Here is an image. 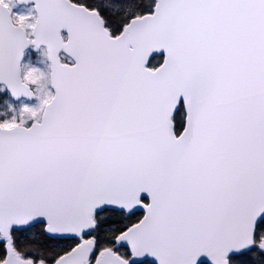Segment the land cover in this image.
<instances>
[{
    "label": "snow or ice",
    "instance_id": "obj_1",
    "mask_svg": "<svg viewBox=\"0 0 264 264\" xmlns=\"http://www.w3.org/2000/svg\"><path fill=\"white\" fill-rule=\"evenodd\" d=\"M0 264H264V0H0Z\"/></svg>",
    "mask_w": 264,
    "mask_h": 264
},
{
    "label": "rangeland",
    "instance_id": "obj_2",
    "mask_svg": "<svg viewBox=\"0 0 264 264\" xmlns=\"http://www.w3.org/2000/svg\"><path fill=\"white\" fill-rule=\"evenodd\" d=\"M32 10V7L29 6H21L17 4L16 7H14L13 12L16 14H28Z\"/></svg>",
    "mask_w": 264,
    "mask_h": 264
},
{
    "label": "water",
    "instance_id": "obj_3",
    "mask_svg": "<svg viewBox=\"0 0 264 264\" xmlns=\"http://www.w3.org/2000/svg\"><path fill=\"white\" fill-rule=\"evenodd\" d=\"M19 5H21V6H32L31 4H27V5H25V4H19Z\"/></svg>",
    "mask_w": 264,
    "mask_h": 264
}]
</instances>
